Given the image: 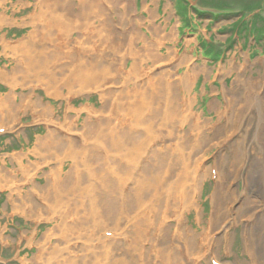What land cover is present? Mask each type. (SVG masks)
<instances>
[{
    "label": "rangeland",
    "instance_id": "1",
    "mask_svg": "<svg viewBox=\"0 0 264 264\" xmlns=\"http://www.w3.org/2000/svg\"><path fill=\"white\" fill-rule=\"evenodd\" d=\"M89 1L98 19H75L81 0H0V264H264L248 247L264 204L247 182L264 116L236 112L246 79H261L264 98V0H183L191 7L181 14L176 0ZM197 8L227 16L202 18ZM33 31L27 63L20 45ZM47 57L49 73L29 68ZM82 60L95 81L69 83ZM149 91L158 101L127 121L126 106ZM155 103L195 114L202 134L186 123L179 131L194 148L174 147L158 120H146ZM118 130L137 137L134 156L130 142L104 141ZM144 134L155 141L142 149ZM245 137L238 171L229 150ZM109 166L114 183L101 185Z\"/></svg>",
    "mask_w": 264,
    "mask_h": 264
},
{
    "label": "bare ground",
    "instance_id": "2",
    "mask_svg": "<svg viewBox=\"0 0 264 264\" xmlns=\"http://www.w3.org/2000/svg\"><path fill=\"white\" fill-rule=\"evenodd\" d=\"M89 2H90L89 0H81V4H80V8H79L80 11H78L74 15L75 19H77V20L80 19L82 21L84 19L90 20V17H94V14H92V13H95V17L97 16L98 11L96 10V5L94 3L91 4V2L90 3ZM62 10L64 11V9H62ZM65 15L66 14L64 13V15H60V16L65 17ZM105 17H106V15H105ZM95 19H98V17H96ZM102 21H104V15H103V18L101 19V22ZM83 24H84V22H83ZM56 25L57 24H55V26ZM55 26H53L51 24L50 28L53 27L54 33L56 34ZM84 26L87 27V25H85V24H84ZM36 35H37V32L33 31V33L30 35L28 40L26 42H23L20 45V49H23V54H24L23 58L26 60L25 62H27V63H31V56L29 54V48L34 43V41H32V40L36 37ZM143 53H144L143 56H145L146 58L147 57L148 58H158V55L156 54L157 52H155V53L154 52H151V53L143 52ZM44 60H46V61L42 63L43 64L42 66H41V64H39L37 66H34L31 64L32 66L29 68H32V70L34 72H36L37 75L42 74V73H49L48 62L50 60V57H47ZM85 62H87V61L82 60L75 65V70H74L75 72L73 71L74 73L72 72L70 75L67 76V78H68L67 81L69 83L77 84V85H80V84L89 85L95 81L94 74L91 70L92 68L89 66V64H85ZM262 65L264 66V60H262ZM137 66H138L137 61L132 63V69L134 71L135 70L137 71ZM185 74H186V77L183 80H184V82L187 83L188 80H190V76L197 74L196 67L193 68L191 75L187 74V73H185ZM258 79H256V80H258ZM248 80L249 79H246V82L243 84V86H244L243 87V96H240V98H239V102H241V103L237 104V106H238L237 110L238 111H236V112L239 116V120L249 116L253 111H256L259 114V116H261V117L264 116L263 115L264 104L259 103V102H264V98L262 97V101H259V99H258L259 89H260L259 87L261 85L259 81L261 79L258 80V82H256L255 86H253V84H255V80L253 81V79H252L251 82ZM151 82L153 85H155V88L160 86L159 91L163 92V86L165 83H164V81H162V79H160V77L159 78L155 77L154 79L151 80ZM47 84H49V83L47 82ZM257 84H258V86H257ZM139 93L142 94V98L138 102H136L135 104L126 106V109H124L126 116H127V121H128L129 117L130 118L137 117V119H138V112L142 109V107L145 104L148 103L147 99L150 101H154V102H157L159 99L158 95L154 94L151 91L147 92L146 94L141 93V92H139ZM139 96L140 95H138V97ZM11 100H12V98H11ZM153 105H154L153 109L148 114V117L146 120L149 121L150 123H155L158 120V123H156V124L162 126V131L164 132V134H166V135H163L162 138L167 139L170 135H173L177 139L173 143L174 147L178 146L177 143L179 142V144L182 147H184L185 149L190 150V149L194 148V147H192L193 144L191 143L194 140H191L189 138L185 139L183 137L184 135L180 134L179 131L181 129L182 123H186V124H188L189 128L192 131L191 134H196V135H198L199 133L202 134V129L199 127V123L197 121V117L195 116V114L191 113V111L189 110L188 107L182 109L179 106H176L175 104H173L172 106H168L166 108L163 107V109L159 108V107L156 108V103ZM161 107H162V105H161ZM132 113H134V114H132ZM142 120H144V119H142ZM147 121H145V122H147ZM257 123H258V121H257ZM238 124H240V123H238ZM259 125H258V128H257L256 133H255V138H254L255 144H253V146H252V144L250 143V147H251L252 151H254L255 156H254L253 161H252L253 167L251 169H249V171H248L247 182L249 185L248 194L249 195H255L257 198H259V199H255L254 200L255 202L260 201L264 204V134H263L264 129H262ZM262 125H264L263 122H262ZM114 134H116V135L114 136ZM111 135H112L111 139L107 140V138H106L104 140L105 142L107 141L106 144L111 145V147H113L115 149H119L122 147L125 148L126 144L128 142H130V146L132 147L130 150L131 151L130 156L135 155L136 149H138V146H137V141L134 140V138H137L134 133L129 134L128 131H126V132L122 131V134H121V132L118 130L117 133H116V131L115 132L113 131ZM214 138H217V137L215 136ZM246 139H247L246 137L240 139L239 142L237 144L233 145L229 150L230 154L232 155V159L230 160L231 166L235 170L237 169L238 171H240L242 169V167L245 163L246 154L248 153L247 149H249V147L246 143ZM151 140H153V141H151ZM148 141L153 143L155 141V139L154 138L147 139L146 134L139 137V143L140 144L144 143L142 149L146 148V146L149 143ZM44 142H45V140H44ZM213 142H215V141H213ZM219 142L220 141L217 140V143H219ZM215 144H216V142H215ZM221 144H223V142H221ZM199 145L200 146L202 145L201 146V148H202V147L208 145V142L206 140H204V142L200 141ZM195 146H196V143H195ZM122 150L123 149H120L119 151H122ZM257 150L259 151V154H258ZM165 153H167V154H165ZM163 154H165V155H163ZM190 154L193 156L194 152L190 151ZM159 155L161 157V160L165 164L167 158H169L168 151H165ZM181 160L184 161L183 158ZM185 160H187V158H185ZM106 162L109 165H110V163L114 164V162L110 161V160L106 161ZM117 164H119V163H117ZM190 166L193 167L192 162H191ZM123 167L124 166H122L121 168L123 169ZM163 167H164V165L160 168V170H162ZM259 167H261V168H260L259 172H257V168H259ZM110 168L111 167L109 166V167L103 169L104 173L99 177L101 185L106 184V183H109V184L114 183L113 179L109 175V171L112 169V168L111 169ZM163 180H165V179L163 178ZM178 194H179L178 192H175L176 197L178 196ZM184 194L187 197L185 207H189L192 203V199H191L192 198V196H191L192 191L189 189V191L184 193ZM219 199H220V197H219ZM219 199L215 198V201H214L215 202V210L218 209L219 204L221 202V200H219ZM255 210H258V208L256 207ZM86 217H89V216H86V211H85L82 219H85ZM255 219H256V222L254 225V229H255L254 242L248 246V247H250V249L253 253L257 252L256 253L257 255H255L254 257H252L254 254L250 255L252 257L253 261H257V258L259 260H264V211H262L260 213V215H255ZM248 247H246V248H248Z\"/></svg>",
    "mask_w": 264,
    "mask_h": 264
},
{
    "label": "trees",
    "instance_id": "3",
    "mask_svg": "<svg viewBox=\"0 0 264 264\" xmlns=\"http://www.w3.org/2000/svg\"><path fill=\"white\" fill-rule=\"evenodd\" d=\"M176 4H177V10H179L180 12L178 13H182L181 11H185L188 8H190L189 4L186 2H184L183 0H176ZM197 11V10H196ZM199 13V15L203 18H205L206 16L211 17L213 20H217L218 18H220L218 15H213V14H209V13H201L199 11H197ZM233 15V14H232Z\"/></svg>",
    "mask_w": 264,
    "mask_h": 264
}]
</instances>
